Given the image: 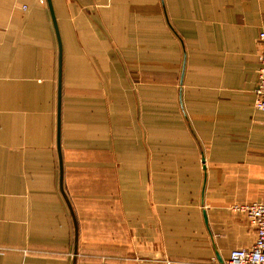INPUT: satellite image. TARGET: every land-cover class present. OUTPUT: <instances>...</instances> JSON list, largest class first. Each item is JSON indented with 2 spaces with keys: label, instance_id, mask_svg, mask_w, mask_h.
<instances>
[{
  "label": "crops",
  "instance_id": "1",
  "mask_svg": "<svg viewBox=\"0 0 264 264\" xmlns=\"http://www.w3.org/2000/svg\"><path fill=\"white\" fill-rule=\"evenodd\" d=\"M50 2L75 224L46 1L0 0V264H216L213 249L249 247L231 209L264 199V0Z\"/></svg>",
  "mask_w": 264,
  "mask_h": 264
},
{
  "label": "built area",
  "instance_id": "2",
  "mask_svg": "<svg viewBox=\"0 0 264 264\" xmlns=\"http://www.w3.org/2000/svg\"><path fill=\"white\" fill-rule=\"evenodd\" d=\"M257 85L254 91L253 108L264 112V34H259ZM233 212L244 215L254 230V240L249 247L236 248L229 252L223 264H264V199L244 206H234Z\"/></svg>",
  "mask_w": 264,
  "mask_h": 264
},
{
  "label": "water",
  "instance_id": "3",
  "mask_svg": "<svg viewBox=\"0 0 264 264\" xmlns=\"http://www.w3.org/2000/svg\"><path fill=\"white\" fill-rule=\"evenodd\" d=\"M46 1V4H47V7H48V10H49V14H50V18H51V22H52V26H53V29H54V32H55V36H56V41H57V46H58V82H57V127H56V149H57V154H58V162H59V178H60V190H61V193H62V196L67 204V207H68V210L72 216V219L74 221V224H75V219H74V216H73V212H72V209L70 207V204L69 202L67 201V198L66 196L64 195L63 193V190H62V160H61V154H60V143H59V126H60V74H61V45H60V39H59V36H58V31H57V27H56V22H55V18H54V14H53V11H52V6H51V2L50 0H45ZM201 163L203 165L202 167V170L204 172V181H205V166H204V159H201ZM202 216H203V220H204V225L206 227V230L208 231L209 233V228H208V221H207V216H206V212L205 210L203 209L202 207ZM74 228H75V244L77 243V230H76V227L74 225ZM210 236V235H209ZM214 251V257H215V260H216V263L217 264H223V259L221 258V256L217 253L216 249H213ZM75 257H76V250L74 252V259L73 261L75 262Z\"/></svg>",
  "mask_w": 264,
  "mask_h": 264
},
{
  "label": "rangeland",
  "instance_id": "4",
  "mask_svg": "<svg viewBox=\"0 0 264 264\" xmlns=\"http://www.w3.org/2000/svg\"><path fill=\"white\" fill-rule=\"evenodd\" d=\"M141 77V76H140ZM135 81V80H134ZM135 83L137 84V86H145L147 84V81L144 79V76L142 77L141 80H137L135 81ZM140 105H142V101L140 103ZM232 211V209H231ZM233 212V211H232ZM213 259V258H212ZM145 260V259H144ZM214 260V259H213ZM211 263H216V261L214 260V262L212 261ZM217 264V263H216Z\"/></svg>",
  "mask_w": 264,
  "mask_h": 264
}]
</instances>
